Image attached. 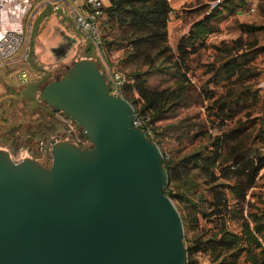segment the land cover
<instances>
[{"label": "trees", "instance_id": "1", "mask_svg": "<svg viewBox=\"0 0 264 264\" xmlns=\"http://www.w3.org/2000/svg\"><path fill=\"white\" fill-rule=\"evenodd\" d=\"M260 1L255 9L264 14V0ZM44 5L42 0L33 1L24 31ZM246 7L247 0L206 4L199 9L200 17L187 23L174 48L167 38L168 0H105L101 9L100 66L103 72L105 66H114L122 74L118 97L133 107L136 127L161 152L166 174L163 193L178 213L177 203H181L191 217L212 224L207 236L188 240L185 264H196L193 257L198 253L207 256L208 264H264V197L250 193L264 188V174H259L264 167V97L252 87L260 74L254 60L264 53V46L239 36L223 43V48H214L223 56L204 64L206 77L198 86L186 74V60L218 30V18L245 12ZM236 26L246 36L264 31L260 24ZM114 53L119 54L117 65L110 58ZM8 64L19 63L13 59ZM8 64L3 69L11 67ZM148 80L172 81V86L149 85ZM189 106L202 107L205 119L185 115L167 123ZM172 137L188 141L204 137L205 141L173 157L162 149ZM179 215L184 226L185 216Z\"/></svg>", "mask_w": 264, "mask_h": 264}, {"label": "water", "instance_id": "2", "mask_svg": "<svg viewBox=\"0 0 264 264\" xmlns=\"http://www.w3.org/2000/svg\"><path fill=\"white\" fill-rule=\"evenodd\" d=\"M50 15L65 21L76 39L70 61L80 39L83 50L91 44L46 4L28 35L31 66L32 52L38 63L49 54L36 33ZM69 62H44L66 69L40 90L49 70L19 95L0 97L44 102L72 120L90 144L53 143L48 166L31 158L14 162L0 150V264H185L182 222L163 193L158 146L133 125V107L110 94L94 50Z\"/></svg>", "mask_w": 264, "mask_h": 264}, {"label": "rangeland", "instance_id": "3", "mask_svg": "<svg viewBox=\"0 0 264 264\" xmlns=\"http://www.w3.org/2000/svg\"><path fill=\"white\" fill-rule=\"evenodd\" d=\"M257 2V5L261 3L260 0H255V3ZM210 3L209 0H183L182 3L178 6L176 9V12L180 13L181 17V26L186 27L187 23H189L194 18L200 17L201 8H205L206 4ZM43 8V7H42ZM40 8V10L42 9ZM38 10V11H40ZM37 15V13H36ZM35 18V17H34ZM180 20V19H179ZM33 21V20H32ZM31 21V22H32ZM51 22V24H50ZM59 22V24H57ZM237 23H252V24H260L264 25V14L260 13L257 9L254 10L251 14H246L244 11L231 15H225L218 18L217 26L218 30L213 33V36L208 37L205 41V47L203 49H200L197 51V53L191 55L186 60L187 65V76L191 79L194 84L197 86L200 84V82L206 77V75L203 74L204 70V64L210 62V61H217L223 56V52L218 51L214 49L215 47L223 48V43H229L230 41L236 39L237 37L241 36L242 38H245L246 40H254L258 42V45L264 46V31H256L251 36L242 35L237 28ZM42 26V22L40 23L39 27ZM31 28L30 26L25 30L24 32L26 35H29V31ZM71 28L69 25H65L60 22V19L57 20H49V23L47 22L45 26H42L40 29V34L37 36L39 40H41L46 47H48L49 54L45 53L42 54L40 61L44 66L51 70L52 65L45 64L44 62H62L67 63L70 61V58L72 57L76 45V39L70 33ZM171 46V45H170ZM175 45L171 46L174 48ZM53 49V52L50 51ZM36 50H40V45H36ZM26 52V44H23L18 53L13 57L16 62H18V66L12 67V65H9L11 67L5 68L0 70V94L4 92L6 89H10V84H13L14 82L18 81L16 77V73L20 68L26 69L31 76H33V79L38 75L33 70L31 71L23 62L22 57L25 55ZM114 56H111L110 58L112 61L117 65V60L119 57L118 53H114ZM76 55L74 58L69 62V64L72 63V61L76 58ZM12 59V60H13ZM36 61L37 58L35 57ZM62 63H56L54 65L59 66ZM255 66L260 69V74L258 75L255 84L252 86L254 89L258 88L259 94L264 97V53L258 55L254 60ZM55 66V67H56ZM134 65L128 64V68H131ZM65 71V70H64ZM63 71V73H64ZM149 85L157 84L158 87H166V86H172V81H162V82H156L153 80H148ZM218 92L221 91V89L214 87ZM185 115H191L193 116V120H200L203 121L205 119L204 117V111L203 108L200 106H189L187 108H182L178 110V115L173 120H167L168 122H172L175 120H178L179 118L185 116ZM205 138L199 137L198 139H194L192 141L188 140H176L175 138H167L166 143H163L162 149L168 154L173 157L181 156L193 149H195L199 144L204 143ZM262 153L264 155V148H262ZM13 160L18 159V155L14 156L12 158ZM39 163H45V158L42 156L41 158H38ZM259 174H264V167L260 170ZM250 193H260L264 197V188H253L250 190ZM248 198V197H247ZM255 197H250V201H254ZM179 206V213L183 214L185 216V222L183 228V243L186 247V244H188V240H191L195 236H198L200 234H203V236H207L211 229L212 224L205 222L204 220L197 218L194 219L188 214V209L184 204L177 203ZM229 226L231 228H235V225L230 223ZM193 259L196 261V264H208L207 256L204 254H196Z\"/></svg>", "mask_w": 264, "mask_h": 264}, {"label": "flooded vegetation", "instance_id": "4", "mask_svg": "<svg viewBox=\"0 0 264 264\" xmlns=\"http://www.w3.org/2000/svg\"><path fill=\"white\" fill-rule=\"evenodd\" d=\"M40 29L41 27L38 26L36 36H39ZM27 42L28 36L23 43L26 44V48ZM84 44V40L80 39L77 46V56L73 61L89 58L93 47L90 44L83 50ZM25 54L26 61L24 64L31 71L33 70L38 74L30 81L35 82L46 75L44 70H47L45 69L47 67L36 61L33 52L31 53L33 66H31L27 62V51ZM55 66L56 65H52V69H48L50 75L38 86V90L47 82L59 78L66 69V65L64 64ZM37 68H41L43 71ZM23 86L16 81L10 84V89H6L2 92L0 97L6 95H19V91ZM60 141L72 143L79 147L90 146L82 136L80 128L75 127L72 120L66 118L61 111H53L42 101L36 100L33 102L27 98H5L0 101V150L7 152L11 160H13L12 158L14 156L18 155V158L21 160L24 158H31L39 163L38 158L44 156L46 160L45 163L40 162L39 164L48 166L50 164V146Z\"/></svg>", "mask_w": 264, "mask_h": 264}, {"label": "built area", "instance_id": "5", "mask_svg": "<svg viewBox=\"0 0 264 264\" xmlns=\"http://www.w3.org/2000/svg\"><path fill=\"white\" fill-rule=\"evenodd\" d=\"M34 0H0V70H2L18 53L26 37L24 32V20L32 7ZM220 0L210 2V7ZM42 4H48L52 10H60L68 17L72 26L82 32L90 41L95 54L102 61L98 46L100 44L99 18L102 16V7L105 0H42ZM255 9V0H247L246 14H251ZM16 19L15 21H11ZM10 21V22H9ZM213 36V34L208 37ZM207 37V38H208ZM26 59V54L22 61ZM110 86V94L118 96V91L124 79L122 74L114 66H105L103 72ZM20 84H25L30 78L26 69H19L16 73ZM264 90V86H263ZM136 127L138 122L133 119ZM21 159L12 160L18 162Z\"/></svg>", "mask_w": 264, "mask_h": 264}, {"label": "crops", "instance_id": "6", "mask_svg": "<svg viewBox=\"0 0 264 264\" xmlns=\"http://www.w3.org/2000/svg\"><path fill=\"white\" fill-rule=\"evenodd\" d=\"M182 1L183 0H168L169 6L171 8V12H170V15L168 17V22H167V38H168V43L171 46L175 45L176 42H177V40H178V38L187 31V26L186 27H182L181 24H180L182 22L181 21V17L179 15L180 13L176 12V9L182 3ZM50 19H52L54 21L57 20L54 16L50 15V16L46 17L42 21V26H45L47 22L49 23V20ZM15 20L16 19H12L11 21H15ZM50 24H51V22H50ZM57 24H59L61 26V24L59 22H57ZM65 24H66V22H65ZM29 78L30 79L25 84H27L28 82H30L31 79L33 78V76H31L29 74ZM25 84H20V85L23 86Z\"/></svg>", "mask_w": 264, "mask_h": 264}]
</instances>
